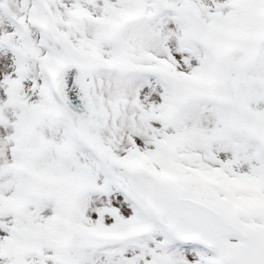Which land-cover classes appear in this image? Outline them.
<instances>
[{"label": "snow or ice", "instance_id": "1", "mask_svg": "<svg viewBox=\"0 0 264 264\" xmlns=\"http://www.w3.org/2000/svg\"><path fill=\"white\" fill-rule=\"evenodd\" d=\"M0 264H264V0H0Z\"/></svg>", "mask_w": 264, "mask_h": 264}]
</instances>
